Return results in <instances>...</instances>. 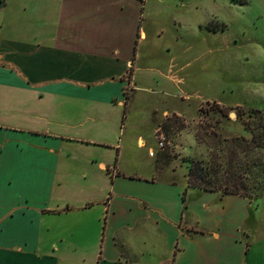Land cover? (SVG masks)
<instances>
[{
    "label": "crops",
    "instance_id": "1",
    "mask_svg": "<svg viewBox=\"0 0 264 264\" xmlns=\"http://www.w3.org/2000/svg\"><path fill=\"white\" fill-rule=\"evenodd\" d=\"M146 4L0 0V264H264V196L185 189V175L181 185L160 176L162 152L146 175L120 165L128 120L148 98L137 146L165 112L190 107L178 76L188 63L177 60L192 44L178 29L153 41ZM212 21L198 26L215 37ZM61 158H100L99 180ZM194 190L209 198L186 203Z\"/></svg>",
    "mask_w": 264,
    "mask_h": 264
},
{
    "label": "rangeland",
    "instance_id": "2",
    "mask_svg": "<svg viewBox=\"0 0 264 264\" xmlns=\"http://www.w3.org/2000/svg\"><path fill=\"white\" fill-rule=\"evenodd\" d=\"M146 2V16L150 13L155 20V30L161 35L160 39L154 37L153 41L163 44L164 40L171 38L172 31L178 29L192 44L189 56L177 60L178 65L188 63L178 73L185 80L180 88L188 95V115L165 112L156 126H161L168 138L165 151L161 154L163 158H160L167 160L168 165L162 169L160 176L171 178L181 185L184 175L188 173L189 161L202 160L205 164H213L212 170H215L220 183L234 184L231 190L236 186L251 199L261 200L264 196L261 188L264 159L259 166H255L253 161L264 158V149L260 143H256L257 140L252 142L251 139L262 132L255 125L258 114L253 111L257 109L264 114V90L259 88L264 85V56L257 48V45L264 48V13L256 9L253 0ZM211 20L208 26L211 29L216 27L219 31L215 37L207 35L198 26H205ZM158 98L161 107L164 106V100L160 96ZM181 99L184 100L183 96ZM181 99H166V102L172 106L187 107L181 103ZM222 102L232 105L225 106L220 104ZM144 106L128 120V123L131 122L127 129L129 137H126L128 147L124 157L119 158L124 171H136L141 175L152 172L156 161V157L149 156V147L156 150L154 136L144 146H137L135 140L129 139L134 133L149 136L147 130L151 123V109L155 108V98H148ZM193 139L194 149L187 155L184 150L193 145ZM99 159L61 158L65 171L67 167L75 171L76 166H79V170L86 166L87 171L95 172L97 180L99 169L96 162ZM108 159L111 165L116 158ZM208 198L194 190L186 203L197 204Z\"/></svg>",
    "mask_w": 264,
    "mask_h": 264
},
{
    "label": "trees",
    "instance_id": "3",
    "mask_svg": "<svg viewBox=\"0 0 264 264\" xmlns=\"http://www.w3.org/2000/svg\"><path fill=\"white\" fill-rule=\"evenodd\" d=\"M125 97V103L128 99L127 94H124ZM220 110V108H218ZM223 109H221L222 111ZM223 112V111H222ZM254 113H257V122H256V127L262 129L261 133L258 134L257 137L252 136L251 141L255 142L258 144L260 143V147L264 149V114L260 112V110L255 109L253 111ZM264 158H255L253 163L255 166H259L260 162ZM213 164L212 163H207L205 164L202 160H190L189 161V166H188V173L186 174L187 177V184L186 188L191 187V188H199L205 191H219L222 190L223 194H239L241 196L251 198L249 197L248 194L242 193L236 186L233 187L231 190V185L234 184H229L227 182L226 184L220 183V180L218 177L215 176V170H212ZM225 183V182H224ZM222 185V186H221ZM263 185H264V173H263ZM263 185H261L262 192H263ZM185 189L183 190L181 194L182 201H184V194H185Z\"/></svg>",
    "mask_w": 264,
    "mask_h": 264
},
{
    "label": "built area",
    "instance_id": "4",
    "mask_svg": "<svg viewBox=\"0 0 264 264\" xmlns=\"http://www.w3.org/2000/svg\"><path fill=\"white\" fill-rule=\"evenodd\" d=\"M153 136L156 143V150L154 151L150 148L149 155L151 156H154L157 152H164L168 144L167 134L164 132L161 126H158L156 129H154Z\"/></svg>",
    "mask_w": 264,
    "mask_h": 264
},
{
    "label": "clouds",
    "instance_id": "5",
    "mask_svg": "<svg viewBox=\"0 0 264 264\" xmlns=\"http://www.w3.org/2000/svg\"><path fill=\"white\" fill-rule=\"evenodd\" d=\"M253 4L256 6V9L259 12L264 13V0H253ZM257 48H258L261 56H264V48H260L258 45H257ZM259 88L264 90V85L259 86Z\"/></svg>",
    "mask_w": 264,
    "mask_h": 264
},
{
    "label": "snow or ice",
    "instance_id": "6",
    "mask_svg": "<svg viewBox=\"0 0 264 264\" xmlns=\"http://www.w3.org/2000/svg\"><path fill=\"white\" fill-rule=\"evenodd\" d=\"M3 168H4V163L2 158H0V188L3 187L4 180H3ZM10 183V181H9ZM0 231H2V228H0Z\"/></svg>",
    "mask_w": 264,
    "mask_h": 264
},
{
    "label": "water",
    "instance_id": "7",
    "mask_svg": "<svg viewBox=\"0 0 264 264\" xmlns=\"http://www.w3.org/2000/svg\"><path fill=\"white\" fill-rule=\"evenodd\" d=\"M230 115H232V113H230Z\"/></svg>",
    "mask_w": 264,
    "mask_h": 264
}]
</instances>
